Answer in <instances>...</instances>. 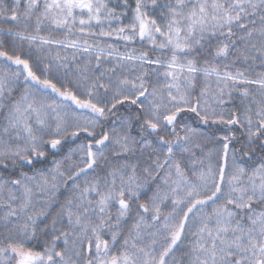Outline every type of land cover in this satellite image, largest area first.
<instances>
[{
    "label": "snow or ice",
    "instance_id": "obj_1",
    "mask_svg": "<svg viewBox=\"0 0 264 264\" xmlns=\"http://www.w3.org/2000/svg\"><path fill=\"white\" fill-rule=\"evenodd\" d=\"M0 264H264V0H0Z\"/></svg>",
    "mask_w": 264,
    "mask_h": 264
}]
</instances>
